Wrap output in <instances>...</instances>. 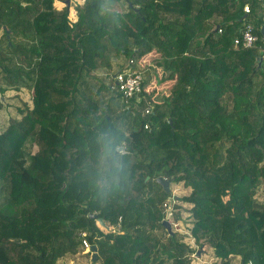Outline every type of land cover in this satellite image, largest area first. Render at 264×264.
I'll return each mask as SVG.
<instances>
[{
  "label": "trees",
  "instance_id": "1",
  "mask_svg": "<svg viewBox=\"0 0 264 264\" xmlns=\"http://www.w3.org/2000/svg\"><path fill=\"white\" fill-rule=\"evenodd\" d=\"M56 1L0 0V264L92 260L83 232L95 264H193L207 243L212 264H264V0H83L76 20ZM247 24L249 48L234 43ZM154 49L126 103L113 60ZM23 88L33 106L7 101ZM160 176L191 192L171 204ZM169 209L189 230L168 232Z\"/></svg>",
  "mask_w": 264,
  "mask_h": 264
},
{
  "label": "rangeland",
  "instance_id": "2",
  "mask_svg": "<svg viewBox=\"0 0 264 264\" xmlns=\"http://www.w3.org/2000/svg\"><path fill=\"white\" fill-rule=\"evenodd\" d=\"M79 3H83V0H70L69 2V17L71 20H76L77 19V11H76V6ZM56 6L58 8H63L64 6L67 5L66 2H61V1H56ZM113 7H115V9L118 10H122V6L120 4H117V2H113ZM151 57V56H150ZM142 58V57H141ZM144 59H146V57H144ZM144 59L137 58V62L139 63V65L136 67L141 68L140 66L144 67L145 61ZM153 59V58H152ZM152 59L150 60V62L152 61ZM148 60V58H147ZM146 60V61H147ZM128 59H125L124 57L118 58V59H114V66H113V74L114 72H117L121 69H123V67L125 66V64L128 63ZM130 63V61H129ZM128 63V64H129ZM148 64V63H147ZM103 76H106V80L109 82L110 78L109 76H107L106 73L102 74ZM108 77V79H107ZM167 77V76H165ZM168 78L164 79V80H160V79H155L153 81V83L147 88V90L149 92H157L155 94V96H159L158 98L155 97V99H159L163 93L168 92L169 91V86L171 84L170 80H167ZM164 82V83H163ZM173 83V80H172ZM20 96L22 99L26 100L31 106H33V102H32V92L28 89V88H23L21 91ZM7 94V101L12 103V104H16V105H21V99H16L15 98V90L11 89L9 92L6 93ZM8 118H9V114L6 113V111H1L0 112V128H4L7 123H8ZM0 129V130H1ZM38 150V146L35 145V143L31 140L28 139L27 142L25 143L24 146V151L26 153H34ZM171 193L173 194L172 197H176V200L174 202L179 201V198H181L182 196H185L187 194H189L191 192V189L186 188L183 183L177 184V183H172L171 184ZM256 197L258 199V201L260 203L264 202V188L263 187H258V191L256 193ZM181 202V201H179ZM182 204L186 207V208H191L192 205L189 203H185L182 202ZM181 215H182V220L178 223L174 222V219L172 217V215H170L169 217V221L171 223L172 226V230L173 232H177V233H182L185 230H189V228L192 226V222L190 220L191 219V213L189 212V210H181ZM102 229L105 231H115L116 229L114 227H110V230H107L104 226H102ZM181 230V231H180ZM191 233H189L188 238H186V242L188 244H190L193 247H196L195 243H194V238L190 235ZM201 250H204L203 252H201ZM200 250V253L198 255V258H196V261L193 264H212L213 262L217 261L218 258L215 256L214 250L212 247H210V244H206L202 249ZM213 252V254H211ZM73 261L72 264H93L92 260H91V256L88 257L86 255H77L75 257H68V258H64L62 260L59 261L58 264H67L69 262Z\"/></svg>",
  "mask_w": 264,
  "mask_h": 264
},
{
  "label": "built area",
  "instance_id": "3",
  "mask_svg": "<svg viewBox=\"0 0 264 264\" xmlns=\"http://www.w3.org/2000/svg\"><path fill=\"white\" fill-rule=\"evenodd\" d=\"M246 13H249L251 8L249 5L244 7ZM260 37L257 33H255V27L252 24H247L245 29L240 32V35L237 36L234 40L236 45H242L244 47H253L255 46ZM138 63L136 60H131L130 65L125 70L117 71L115 73V82L116 87L123 94V97L126 103L141 93L143 91V82H144V72L142 70H133V68ZM140 100V99H139ZM152 106L147 109V113L151 112ZM172 215V214H171ZM181 231V230H180ZM189 233V231H187ZM86 232L82 233L83 236V244L85 246L84 253L92 254L91 244L85 238ZM252 264V263H251Z\"/></svg>",
  "mask_w": 264,
  "mask_h": 264
},
{
  "label": "water",
  "instance_id": "4",
  "mask_svg": "<svg viewBox=\"0 0 264 264\" xmlns=\"http://www.w3.org/2000/svg\"><path fill=\"white\" fill-rule=\"evenodd\" d=\"M67 2V6H69V2L70 0H66ZM139 11V9H137ZM262 34L264 35V25L262 26ZM264 56H260L258 58L259 61V65L262 64V60H263ZM123 149V147H120ZM157 181L163 185L164 189L166 190V192L170 193L171 191V180H167L166 178H164L163 176H160L157 178ZM176 200V197H169V201L171 202V204H173V202ZM172 214V210L169 209L167 211V215H166V219L163 221V225L166 227V229L168 230V232L170 234H174L173 230H172V226L170 221L168 220L170 215ZM91 218L96 219L100 225L104 226L107 230H110V226L105 222L104 218L99 217L97 214L91 213L90 214ZM115 231L120 232V233H124V230H118L116 229ZM91 250H92V262L93 264L96 263L97 261V257H98V247L97 245H92L91 246Z\"/></svg>",
  "mask_w": 264,
  "mask_h": 264
},
{
  "label": "crops",
  "instance_id": "5",
  "mask_svg": "<svg viewBox=\"0 0 264 264\" xmlns=\"http://www.w3.org/2000/svg\"><path fill=\"white\" fill-rule=\"evenodd\" d=\"M160 34L158 33V35L156 36V41H158L159 39H160ZM147 51V52H146ZM145 52H144V54H143V56H142V58L140 57V59H141V61H142V59H144V57H146V59H144V61H145V64L144 65H147V63L148 64H150L151 62H150V60L152 59V58H154L157 54H158V52H157V50L156 49H154V50H152V51H149V50H146ZM151 56V57H150ZM147 58H148V60H147ZM147 60V61H146ZM167 80H169V79H167ZM170 82H171V84H172V80H170ZM164 83V82H163ZM171 84H170V86H171ZM170 86H169V88H170ZM10 90H8L7 92H9ZM16 93H18V91H15ZM19 93H21L20 91H19ZM190 189V188H189ZM211 254H213V252L211 253ZM73 263V261H71V262H69V263H67V264H72Z\"/></svg>",
  "mask_w": 264,
  "mask_h": 264
},
{
  "label": "clouds",
  "instance_id": "6",
  "mask_svg": "<svg viewBox=\"0 0 264 264\" xmlns=\"http://www.w3.org/2000/svg\"><path fill=\"white\" fill-rule=\"evenodd\" d=\"M115 151L118 154V156L116 157V161H117L116 166H117V169H118L119 168V164L122 162V161L119 160V157L123 155V149L120 148V147H117L115 149Z\"/></svg>",
  "mask_w": 264,
  "mask_h": 264
}]
</instances>
